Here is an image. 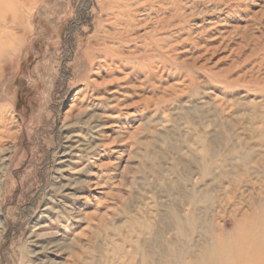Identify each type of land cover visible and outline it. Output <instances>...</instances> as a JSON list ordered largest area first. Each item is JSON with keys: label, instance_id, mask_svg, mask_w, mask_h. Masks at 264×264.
Listing matches in <instances>:
<instances>
[{"label": "rangeland", "instance_id": "obj_1", "mask_svg": "<svg viewBox=\"0 0 264 264\" xmlns=\"http://www.w3.org/2000/svg\"><path fill=\"white\" fill-rule=\"evenodd\" d=\"M0 129V264H264V0H0Z\"/></svg>", "mask_w": 264, "mask_h": 264}, {"label": "bare ground", "instance_id": "obj_2", "mask_svg": "<svg viewBox=\"0 0 264 264\" xmlns=\"http://www.w3.org/2000/svg\"><path fill=\"white\" fill-rule=\"evenodd\" d=\"M3 129V128H2ZM1 130V129H0ZM11 130V129H10ZM9 131V130H8ZM13 131V130H12ZM11 132V131H10ZM3 134H4V132H2ZM7 134V133H6ZM5 135V134H4ZM9 135L12 137L13 135H14V133H9ZM1 137H3V136H1ZM0 137V177H2V176H4V175H1V174H3L4 172V161H5V157H4V155H3V152H6L5 150V148L4 147H6V146H4V144L5 143H3V140H2V138ZM6 137V136H5ZM9 138V137H8ZM4 139V138H3ZM10 151V150H9ZM8 151V152H9ZM7 160V159H6ZM2 172V173H1ZM243 174V173H242ZM59 211V210H58ZM54 250V249H53Z\"/></svg>", "mask_w": 264, "mask_h": 264}]
</instances>
